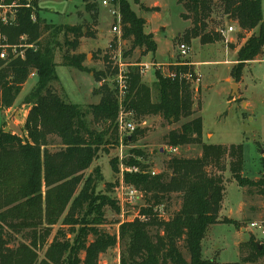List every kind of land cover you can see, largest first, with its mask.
I'll use <instances>...</instances> for the list:
<instances>
[{
    "label": "trees",
    "instance_id": "16d2710c",
    "mask_svg": "<svg viewBox=\"0 0 264 264\" xmlns=\"http://www.w3.org/2000/svg\"><path fill=\"white\" fill-rule=\"evenodd\" d=\"M261 1L178 0L184 9L182 18L190 22L186 40L198 38L201 44L213 43L220 36V29L209 30L216 17L235 21L241 31L238 38L245 39L231 71L238 80L246 62L263 52ZM113 2L118 3L120 38L131 43L130 50L142 48L154 53L153 35L143 30L146 20L137 16L126 0ZM133 2L146 11L157 9L143 6L141 0ZM37 3L32 0L36 11ZM83 3L88 11L95 5L90 0ZM30 11L20 6L15 24H0V48L28 46L22 57L14 58L7 48V58H0V108H11L29 75H36V83L23 100L28 106L23 135L0 128V264H99V256L118 243L122 247L119 264H245L264 260V244L259 248L254 237L239 243L238 261L218 263L202 256L207 228L225 222L219 218L225 187L223 172L228 170L239 187L256 189L263 211L264 175L250 178L243 174L242 144L203 142L200 116L170 130L165 142L174 148L199 145V156H173L165 169L154 175L145 169L126 171L124 183L142 193L144 206L133 220L119 222L117 233L103 228L106 208L119 212V203L109 195V184L107 189L97 191L102 181L98 166L87 175L85 171L100 151H106L105 145L118 142L117 89L109 82L101 84L93 91L99 96L98 103L86 107L65 101L53 87L58 81L55 50L65 47L61 65L84 71V55L76 49L80 38L91 32L88 29L84 33L81 24L46 23L38 15L32 21ZM59 36L63 45L56 40ZM168 67L176 77L170 79L157 71L153 90L141 81L138 68L126 72L128 87L122 106L135 119L155 115L177 122L194 114L191 85L181 76L192 71L189 63ZM116 70L108 62L104 70L96 72V80H104ZM132 152L135 157L143 155L139 150ZM111 161L112 171L117 172V162ZM126 164L141 165L132 159ZM172 195L180 198V207L168 217L166 202Z\"/></svg>",
    "mask_w": 264,
    "mask_h": 264
},
{
    "label": "rangeland",
    "instance_id": "374dc122",
    "mask_svg": "<svg viewBox=\"0 0 264 264\" xmlns=\"http://www.w3.org/2000/svg\"><path fill=\"white\" fill-rule=\"evenodd\" d=\"M90 1L95 4L90 11L84 8L83 0H38L37 3L36 12L39 20L52 24H81L84 33L88 29L91 32V35L80 38L76 49L77 53L84 55V71L61 65L65 47L55 50L58 81L53 83V87L65 101L83 107L98 103L99 96L93 91L105 82L113 85L119 72L116 70L114 75H108L99 82L96 80V72L104 70L108 62L111 67L116 66L117 60L113 59L115 55L122 63L123 73L130 68H138L141 81L152 90L156 81V72L166 73L171 64L189 63L191 60L189 66L195 74L193 80L188 81L192 88L194 110V114L189 118L177 122H169L155 115L135 119L124 106L120 107L116 120L118 142L105 145L106 151H100L98 159L85 171L87 175L94 166H98L102 181L98 183L97 191H103L109 184V195L119 203V212H115L110 207L106 208V223L103 228L109 233H117L119 222L133 220L138 215L139 209L144 206L142 193L124 183L126 171L139 172L140 169H145L150 174L151 172L157 174L165 169L166 162L173 156H199V145L176 147L175 151H171L174 147L165 143L170 130L179 129L183 122L196 116L202 119L203 142L222 145L242 144L243 174L250 178L264 175V48L255 60L246 62L238 80H235L231 71L236 66V62L231 66L225 62L230 58H235L236 61L232 49L236 47L238 49L243 42L238 38L241 31L235 21L225 16L214 15L216 20L209 26V30L214 32L219 29L226 30L228 26H233L234 30L225 35L219 32V39L213 43L201 44L198 38L188 42L186 30L190 27V22L182 18L181 13L184 9L178 0H141V4L145 7H156L155 11H146L133 0H126L136 15L147 21L143 30L147 34L150 32L153 34L157 47L156 61L168 60L166 63L158 64L152 56L153 53L142 48L130 50L131 43L122 40L120 33L112 29L116 18L111 11L118 10L117 2L106 0L107 5H104L103 0ZM261 9L264 18V0L261 1ZM256 31L257 29L254 30ZM20 40L25 42V39ZM56 40L63 45L61 36ZM181 43L189 45L190 52L186 56H181L179 53L178 45ZM27 47L25 43L22 46H12V48L10 46L8 49L11 54L24 55ZM225 52H228V57ZM194 61L197 64L193 63ZM145 65L149 67L145 68ZM228 76L232 78H227ZM35 83L36 75H29L13 106L9 109L0 108V128L23 135L24 115L28 110L23 100ZM232 84L236 85L238 92L234 97L231 95ZM121 113L122 122L133 123L135 129L132 132L120 128L118 121ZM87 119L91 120V116L88 115ZM133 150H139L143 155L135 157ZM130 159L141 165H127L126 162ZM111 160L117 162V172L112 171ZM223 176L225 187L219 218L225 219V222L210 225L202 240L203 258L215 259L218 263L238 261L239 243L252 237L249 222L264 219L261 197L256 189L239 187L228 170L223 172ZM179 207L180 198L172 195L166 202L167 216H171ZM58 227L59 224L52 228L49 241ZM257 238L259 241L262 240L259 235ZM121 250V244L118 243L99 256V264H119ZM42 252L43 250L40 254ZM184 255L187 257L186 254ZM245 264H264V260L258 259Z\"/></svg>",
    "mask_w": 264,
    "mask_h": 264
},
{
    "label": "built area",
    "instance_id": "2783aa9c",
    "mask_svg": "<svg viewBox=\"0 0 264 264\" xmlns=\"http://www.w3.org/2000/svg\"><path fill=\"white\" fill-rule=\"evenodd\" d=\"M102 3L104 5H107V1L103 0ZM25 7V8H29L30 11V19L32 21H36L37 19V14H36V9L34 7V5L32 4V0H24V3L19 4L17 1H12L10 3H6L4 0H0V24L3 25H13L16 22V14H17V10L18 7ZM112 15L115 16L116 18V22L113 25V30L116 31L118 34L120 33V14L119 11L117 9L112 10ZM234 27L233 26H228L226 30L220 29L219 32L223 35H225L227 32L233 31ZM1 37V35H0ZM24 39V38H21ZM11 46V45H10ZM8 46H4L2 45L0 48V58L1 59H6L8 56L7 53V48L10 47ZM12 48V46H11ZM178 50L181 56H186L188 55V53L190 52V48L189 45H187L186 43H181L178 45ZM13 57H22L23 55H19L17 54H12ZM113 59L117 60L116 62V67L117 70L119 72L118 74V78H116V80L114 81V86L117 89V97H118V101H119V108L122 106V102L126 97V93H127V82H126V72L123 73L122 71V63L119 61L118 56H113ZM119 61V62H118ZM178 63H175L174 65H177ZM149 65H145V68H148ZM144 71V70H143ZM164 75L170 79H174L176 77L175 73L173 71H167L166 73H164ZM195 74L193 73V71H187L185 73H183L181 76L186 80V81H191L193 80V78ZM121 116L122 113L120 114L119 117V126L121 129H124L126 131H133L135 129L133 123H131L130 121H125L122 122L121 120ZM176 148H171V151H175ZM127 169V168H126ZM152 175H154V172H151ZM136 190V189H135ZM249 228L252 232V234H254L255 236H260L262 238L261 241H259L261 244H264V219H258V220H252L249 222Z\"/></svg>",
    "mask_w": 264,
    "mask_h": 264
},
{
    "label": "crops",
    "instance_id": "0c3cea01",
    "mask_svg": "<svg viewBox=\"0 0 264 264\" xmlns=\"http://www.w3.org/2000/svg\"><path fill=\"white\" fill-rule=\"evenodd\" d=\"M147 24V21H146V23H145V25ZM150 32V31H149ZM150 34H152V32H150ZM153 35V34H152ZM178 35H180V33L178 34ZM248 35V34H247ZM154 39V38H153ZM241 40H243V42H242V44L244 43V41H245V39H241ZM155 41V40H154ZM156 43V42H155ZM242 44H240V46L242 45ZM240 46H238V49H239V47ZM157 48V47H156ZM237 47L236 48H234V49H232V53H233V55L235 56L236 55V53H237ZM228 51V50H227ZM155 52H156V50H155ZM155 52L152 54V56L154 57V59H155ZM170 54V53H169ZM225 54L227 55V57L229 56V54H228V52L226 53L225 52ZM235 60V58H230V59H227V60H225V62H227V63H229L230 64V66H231V64H233V63H235L236 61H234ZM155 61H156V59H155ZM168 61V60H167ZM167 61H164V62H157L156 61V63H158V64H160V63H166ZM189 63H192V61L191 60H189ZM193 63H196L197 64V62L196 61H194ZM169 65V64H168ZM167 65V66H168ZM163 73V72H162ZM227 78H232V76H228ZM26 116V114L24 115V117ZM206 143V142H205ZM252 237H254V239L255 240H258V238H257V236H255L254 234H252ZM260 243V242H259ZM261 244V243H260Z\"/></svg>",
    "mask_w": 264,
    "mask_h": 264
},
{
    "label": "water",
    "instance_id": "95a60500",
    "mask_svg": "<svg viewBox=\"0 0 264 264\" xmlns=\"http://www.w3.org/2000/svg\"><path fill=\"white\" fill-rule=\"evenodd\" d=\"M235 94L237 95L238 92L236 91V85L235 84H232V92H231V95L234 97ZM258 247L260 248L261 247V244L258 243Z\"/></svg>",
    "mask_w": 264,
    "mask_h": 264
}]
</instances>
